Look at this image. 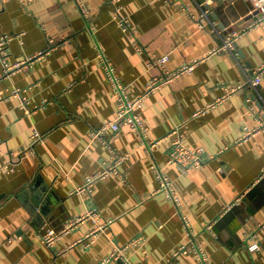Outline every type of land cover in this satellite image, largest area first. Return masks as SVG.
Returning <instances> with one entry per match:
<instances>
[{
  "label": "crops",
  "instance_id": "obj_1",
  "mask_svg": "<svg viewBox=\"0 0 264 264\" xmlns=\"http://www.w3.org/2000/svg\"><path fill=\"white\" fill-rule=\"evenodd\" d=\"M198 3L120 0L130 23L124 31L112 0H0V41L12 37L6 60L37 56L8 75L0 60V264H202L194 246L212 264H264V130L249 134L264 121V74L259 90L247 84L264 63V24L241 36L233 53L210 54L246 25L241 17L253 3L216 0L205 28ZM165 54L170 71L198 63L150 93L141 115L146 140L181 127L184 143L204 149L203 166L186 172L169 162L168 138L149 150L123 126L107 132L106 142L92 139L118 108L106 62L134 97L160 73L151 60ZM116 155L117 175L76 191ZM154 164L171 178L180 206L158 191ZM92 210L98 215L53 246L43 243L40 229H60ZM136 237L141 242L125 247L122 258L104 263ZM252 243L260 248L250 250Z\"/></svg>",
  "mask_w": 264,
  "mask_h": 264
},
{
  "label": "built area",
  "instance_id": "obj_2",
  "mask_svg": "<svg viewBox=\"0 0 264 264\" xmlns=\"http://www.w3.org/2000/svg\"><path fill=\"white\" fill-rule=\"evenodd\" d=\"M198 3L197 0H194ZM216 0H201L199 1V5L201 7V12L198 16L199 19V25L200 27H206L205 20L208 19L209 12L211 10V7L214 5ZM120 0H112L113 5L115 6V17L118 23L122 26L124 31H130V23L128 19L123 16L120 12L121 6H119ZM251 3H253L252 9H250V12L242 16L241 19L245 20L246 25L243 28L239 29H233L228 35L224 37L223 44L218 46L216 50H213L210 52V54L217 53V51L220 50H229L230 52H234V48L236 45V42L243 36L245 33L250 32L252 29H255L261 25L264 24V0H251ZM187 8V7H186ZM84 12L87 13L86 9H84ZM212 31L221 33V30L218 28L217 24H212ZM11 36H4L0 41V60L3 63L4 66V73L6 75L10 74L12 71L23 69L28 66L31 60L34 57L37 56H29L26 60L21 62H16L14 64H10L6 60V54H7V45L9 40L11 39ZM138 48L140 50H144L143 46L141 44H138ZM42 53H40L41 55ZM38 55V56H40ZM100 55V54H99ZM169 60V57L167 54L157 57L156 59L151 60V64L156 65L160 73L159 75L153 77L151 81L149 82L148 87L144 91V93L138 94L137 96H129V94L126 92L124 85L122 84L120 78L118 75L113 74L112 68L109 66V64L106 62L105 69L108 72V75L111 78V81L115 87V93L116 98L118 101V108L117 112L115 113V116L112 120L104 124L103 126L99 127L97 130L92 131V139L93 140H102L103 142L107 141L106 135L107 132H117L119 131L123 126L129 127L132 131H136L140 134L143 141H145V144H147L148 149L156 146L160 141L170 139L171 148L168 152V160L170 163L179 165L183 168V170L190 171L195 168H200L203 166V163L205 159H203V148L198 149H192L190 148L186 143L183 142V136L181 132V127H177L172 129L167 135L161 139L158 140H146L147 137V126H145L144 120L141 116V110L144 105L145 98L150 94L157 91L159 88L163 87L167 82L172 81L180 76L183 75V73L192 71L196 64L198 63V60L190 63L183 64L182 67L179 69L170 71L166 67V63ZM264 74V63L260 65L255 71L252 78L250 77L247 84L255 89L259 90L258 87L261 84L262 76ZM242 85H235V87H232L228 89L229 91L219 97L214 102H211L205 106H203L200 110L196 111L194 113V116H200L201 114H204L208 110L214 108L218 105V103L222 102L224 99L230 97L235 90L240 88ZM260 130H264V121L261 122V125L252 131L249 132V134H254L255 132H258ZM34 139L39 140L42 139L41 134L38 131H35L34 133ZM122 161V157L116 155L113 158L112 164L108 167L102 169L98 173L88 176L86 178V184L82 185L81 187L77 188V192L81 193L85 189L91 190L92 186L96 181H99V179L106 178L109 176L117 175L119 173V165ZM153 169L156 173V177L159 181V188L158 191H161L165 193L166 195L170 196L175 204L177 206H180L181 199L179 195L176 194L173 182L169 176H167L163 170L156 164L153 165ZM124 179V176L122 177ZM241 201V198L238 197V199L235 201V203H238ZM233 204L228 205L225 210L230 209ZM98 215L94 210L87 211L83 213L82 216L72 218L68 220L60 229H56L54 227L49 226V228H42L40 229L41 239L43 243L47 247L53 246L63 235H66L69 233L72 229H74L79 224L83 223V221L90 217H95ZM187 224V222H186ZM212 224H208V228H210ZM103 225L99 227L101 229ZM91 237V234L88 235ZM142 238L136 237V239L132 240L130 243H128L126 246H115L114 252L108 257L105 258L104 263H109L112 260H118L119 258H122L124 254V248L129 245H136V243L141 242ZM191 240L187 243L181 244L180 247L173 252V256H177L181 252H185L190 247ZM194 246V245H192ZM250 250L254 251L260 248V245L257 243H252L249 246ZM193 251L195 252L198 260L202 264H212L209 261V257L204 251L203 248L194 246ZM18 264V263H15Z\"/></svg>",
  "mask_w": 264,
  "mask_h": 264
},
{
  "label": "trees",
  "instance_id": "obj_3",
  "mask_svg": "<svg viewBox=\"0 0 264 264\" xmlns=\"http://www.w3.org/2000/svg\"><path fill=\"white\" fill-rule=\"evenodd\" d=\"M142 116V115H141ZM143 118V117H142Z\"/></svg>",
  "mask_w": 264,
  "mask_h": 264
}]
</instances>
